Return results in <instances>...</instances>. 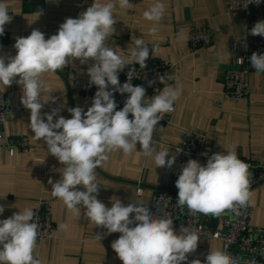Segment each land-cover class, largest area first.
Wrapping results in <instances>:
<instances>
[{
    "label": "clouds",
    "instance_id": "obj_1",
    "mask_svg": "<svg viewBox=\"0 0 264 264\" xmlns=\"http://www.w3.org/2000/svg\"><path fill=\"white\" fill-rule=\"evenodd\" d=\"M249 3L259 5L261 0H247L245 7ZM130 5V0L105 3L94 0L78 18H66L57 33L47 39L36 29L27 37H17L13 45L16 54L0 55V86L7 88L13 83L21 86L20 102L30 110L28 125L33 138L42 141L48 154L63 165L61 178L55 182L48 180L52 197L61 200L76 217L84 209L89 222L106 229V234L120 233L111 248L123 264H182L188 260V254L197 249L200 238L195 230L180 227L177 234L170 215L157 218L143 203L130 202L125 206L117 199L109 207L98 199L97 168L109 159L110 153L122 151L129 156L137 151L139 143L142 155L151 158L156 168L171 169L177 158L170 156L169 148L157 150L158 141L153 133L164 114L175 110L174 104L182 95L183 85L173 86L168 83L170 77L160 75L162 91L146 99L145 87L131 83L136 76L133 66L138 64L145 69L149 56H154L155 46L150 49L142 38H136L130 55L124 57L106 43L116 31L114 9L118 6L128 10ZM164 15L165 5L161 2L143 12L144 19L157 24ZM10 20L7 5L0 2V36L4 35L5 25ZM149 32L154 35L157 28L152 27ZM251 35L264 37V21L252 27ZM70 59L79 60L82 65L94 61L87 69L89 83L98 89L91 106L86 111L80 106L68 108L71 118L59 115L61 108L42 113L49 100L55 102L54 97L42 98V94L49 91L42 75L62 71ZM237 60L242 62L243 58ZM249 60L257 75L264 73V54L253 52ZM125 67L129 68L128 80L121 85L118 73ZM152 83L149 81V86ZM115 92L129 94L121 110H116ZM180 151L182 149L177 147V154ZM15 154V148L9 150V155ZM250 176L249 165L238 158L235 147L226 154L208 156L206 165L189 159L175 181L177 205L186 206L192 215L219 217L226 211L239 215L240 208L252 203ZM137 194H140L139 189ZM4 211L5 206L0 205V215ZM59 227L67 228V225ZM39 228L32 208L0 220V264H41L34 255ZM96 237L102 238L98 234ZM191 264H201V261L193 260ZM204 264H238V261L226 249L211 247Z\"/></svg>",
    "mask_w": 264,
    "mask_h": 264
},
{
    "label": "crops",
    "instance_id": "obj_2",
    "mask_svg": "<svg viewBox=\"0 0 264 264\" xmlns=\"http://www.w3.org/2000/svg\"><path fill=\"white\" fill-rule=\"evenodd\" d=\"M7 5L10 22L0 36V55L14 56L13 47L17 37H27L36 29L45 38L56 34L59 25L66 18H78L91 6L94 0H0ZM101 3L107 0H99ZM161 2L165 5L164 19L159 23L143 18V12ZM130 9H114L116 31L106 40L117 54L128 57L135 47L136 38H142L152 48L154 57L168 58L173 63L168 72V83L183 85L182 95L174 104V111L167 113L168 121L160 123L153 137L157 150L170 149V156L176 155L182 127H188L205 135L200 156L194 159L206 165L208 156L225 153L235 147L239 159H249L264 167V75L251 72L248 75L249 96L233 100L222 94L221 73L232 64L235 52L231 43L251 34V29L264 16L259 13L232 12L227 0H130ZM39 10L42 14L39 15ZM201 26L218 27L209 45L190 51L187 35L190 28ZM157 28L152 35L149 30ZM91 63L82 65L79 60L70 59L62 71L44 73L49 91L42 94L49 100L42 113L52 108H61L59 115L71 118L68 108L80 106L86 111L92 102L84 104L81 91L90 77L87 69ZM18 79V77H17ZM164 85L150 90L146 88V99L162 91ZM6 90L16 110L0 126V131L23 134L28 138L29 149L24 154L9 155L0 140V205L5 211L0 220L7 219L35 206L39 198L49 201L51 208L52 236L37 243L34 255L41 264H123L111 248L112 241L120 233L106 234L107 230L95 227L81 209L79 217L66 208L63 202L51 195V185L61 178L63 165L51 154L42 141H36L29 128L30 110L20 102L21 86L13 83ZM55 120V118H54ZM137 144V151L125 156L122 151L109 154V159L97 168L100 185L98 199L106 206L120 199L125 206L130 202H146L148 197L170 186L171 174L181 169L177 158L171 169L157 167L151 158L144 157ZM207 152V156L202 153ZM177 157V156H176ZM141 186L136 196L135 187ZM84 190L82 186H77ZM253 206L251 224L264 227V180L250 187ZM217 220L213 218L210 222ZM67 225L61 228L59 225ZM218 225V222H217ZM177 234H179L176 231ZM102 238L97 239L96 235ZM223 250L217 239H200L197 249L188 254L182 264L200 260L204 264L207 254Z\"/></svg>",
    "mask_w": 264,
    "mask_h": 264
},
{
    "label": "built area",
    "instance_id": "obj_3",
    "mask_svg": "<svg viewBox=\"0 0 264 264\" xmlns=\"http://www.w3.org/2000/svg\"><path fill=\"white\" fill-rule=\"evenodd\" d=\"M246 2L247 0H227V7L232 12H242L245 14L259 13L264 16V0H261L259 5L249 3L245 7ZM217 31L218 27L210 26L190 28L187 35L189 50L195 51L209 45L213 34ZM231 46L235 52V58L232 64L227 66L221 73L222 94L224 97L237 101L249 96L248 75L251 72H255L249 58L253 52L264 54V37L248 34L243 39L232 42ZM239 58H243V61H238L237 59ZM146 64L147 67L145 69H141L138 64L133 66L136 69V76L132 79L131 83L133 86H143L147 90L162 85L159 83L158 76L168 75L173 65L168 58L159 59L151 55ZM128 71V67L119 71L118 79L121 85L127 82ZM89 80L90 78L86 80L81 91V98L84 104L92 102L95 92L98 90L95 85L89 83ZM149 81H153L151 86H149ZM128 95L127 93L123 95L118 92L114 93V99L117 103L116 110L123 108ZM15 110L16 107L10 103L7 91L0 90V116L3 117V120L0 121V126L10 118L12 112ZM129 118H131V114H129ZM167 121L168 116L166 113L160 123ZM0 140L8 154L12 148L16 149L15 155L24 154L30 146L28 138L19 133L0 131ZM204 142L205 135L203 133L188 127L181 128L179 142L174 147L181 169L189 159H194L201 155ZM177 147L182 149L178 154ZM240 160L249 165L251 173L250 187L264 180V167L255 164L249 159ZM181 169L171 174L170 186L175 189L156 191L148 197L146 202L135 203L147 205L157 218L170 215L173 219L174 229L178 233L180 227H186L189 230H195L200 239L208 240L214 238L219 240L223 250L226 249L238 261V264H253V262L255 264H264V227L251 224L253 206L249 205L248 207L240 208L239 215L231 211H226L219 217L205 216L199 213L196 215L190 214L186 206L179 207L176 202L178 190L175 187V181L178 179ZM138 189L141 194L142 188L137 185L135 187L136 196L140 195L137 194ZM33 210L36 212V217L40 224V235L37 238V243H40L43 239L52 236L49 201L39 198ZM213 218L217 219L218 225L216 227L208 225Z\"/></svg>",
    "mask_w": 264,
    "mask_h": 264
},
{
    "label": "water",
    "instance_id": "obj_4",
    "mask_svg": "<svg viewBox=\"0 0 264 264\" xmlns=\"http://www.w3.org/2000/svg\"><path fill=\"white\" fill-rule=\"evenodd\" d=\"M158 189H175V188L169 186L167 188H158ZM208 225H210L211 227H216L217 226V220H214L212 222H209Z\"/></svg>",
    "mask_w": 264,
    "mask_h": 264
}]
</instances>
